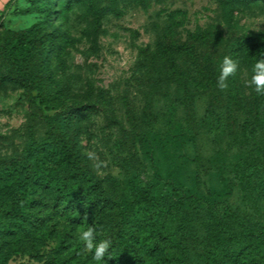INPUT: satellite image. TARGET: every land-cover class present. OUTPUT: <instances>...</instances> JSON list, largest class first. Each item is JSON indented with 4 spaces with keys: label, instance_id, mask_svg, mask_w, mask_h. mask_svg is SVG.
<instances>
[{
    "label": "rangeland",
    "instance_id": "1",
    "mask_svg": "<svg viewBox=\"0 0 264 264\" xmlns=\"http://www.w3.org/2000/svg\"><path fill=\"white\" fill-rule=\"evenodd\" d=\"M64 1L52 0L50 21L45 0H0L2 41L40 22L42 35L58 34L61 42L52 52L49 67L41 64L39 52L32 59V69L45 90L43 101L30 100L37 95L36 89L7 78L8 66L0 57V167L21 155L31 131L43 140L53 125L73 145L94 154L92 166L102 164L99 170L93 168L112 194L119 195L131 181L149 182L159 170L169 179L174 177L181 196L194 194L201 202L215 198L246 209L231 165L251 142V135L246 137L243 131L252 91L245 81L251 79L252 68L261 57L255 51L262 48V42L258 37L251 54L242 42L247 36L264 35V31L254 30L264 29V0L237 10L232 25L223 20L222 0H148L147 4L120 0L117 8L112 0L76 1L70 6ZM90 4L110 11L96 19ZM208 28L213 31L209 41L193 38L197 31ZM161 40L192 41L196 48L191 53L174 52L178 68L173 70L159 52ZM205 50L221 64L225 56L238 61V71L228 78L227 90H217L201 74ZM172 100L176 103L169 126L165 114ZM190 101L196 116L194 135L188 123ZM90 103L95 104L94 109L69 117L71 109ZM108 108L129 129L134 120L150 111L159 118L162 136L155 145H142L132 136L123 140L118 129L106 122ZM168 129L173 131V140L163 133ZM256 132L252 134H258L264 144V126ZM174 153L179 155L178 161ZM51 205L40 214L52 218L38 223L33 234L0 237L4 264H82L71 257L76 253L92 259L79 240V233L89 225H97V241L109 239V228L116 221L111 215L105 214L103 223H78L74 214ZM62 239L64 247L60 246ZM191 240L190 252L200 263L203 246L198 227Z\"/></svg>",
    "mask_w": 264,
    "mask_h": 264
},
{
    "label": "trees",
    "instance_id": "2",
    "mask_svg": "<svg viewBox=\"0 0 264 264\" xmlns=\"http://www.w3.org/2000/svg\"><path fill=\"white\" fill-rule=\"evenodd\" d=\"M76 1L84 0H65L64 3L70 6ZM119 1L112 0V4L117 8ZM136 1L147 4L148 0ZM256 1L222 0L223 20L232 25L236 11L251 7ZM45 6L46 19L53 21L54 2L45 0ZM89 8L96 19L110 11L95 4H90ZM41 30V23L36 22L16 31L7 42L1 40L0 33V57L7 63V78L20 86L36 89L37 95L30 96L35 102L44 100L45 90L32 69L34 54L39 52L41 64L49 67L52 52L61 46L58 34L42 35ZM212 35L213 31L208 28L197 31L193 38L209 41ZM258 37L262 48L254 51L262 57L264 35L247 36L242 46L251 54L252 48L258 45ZM195 48L192 41L161 40L158 43L159 52L168 58V66L173 70L178 68L174 52L191 53ZM220 65L211 51L202 53L201 74L217 90ZM251 90V98L246 103L249 119L243 125L244 135H251V142L246 143L242 154L231 165L246 209L231 207L215 198L201 202L194 194L181 196L174 177L169 179L159 170L149 182L131 181L119 195L112 194L95 172L88 153L51 125L43 140L36 139L31 131L21 155L0 167V237L33 234L38 223H48L47 217L52 218L40 214L52 203L54 209L74 214L78 223H103L105 214L116 219L109 228L112 246L106 253V264H264V144L259 142L258 134H252L264 126V95H258L254 87ZM175 103L170 101L165 114V123L169 126ZM94 108L93 103L76 107L70 110L69 117L73 119ZM144 114L142 119L134 120L129 129L114 109H105L107 124L116 127L123 140L132 136L142 145H155L162 136L157 126L159 118L150 111ZM188 123L194 135L196 116L191 101ZM163 133L168 140H173L171 129ZM178 157L174 153L176 161ZM197 227L202 233L200 263L195 262L190 252L191 235ZM64 240L61 247L65 246ZM71 258L86 264V260H92L90 256L82 259L76 253ZM2 259L1 264H4ZM65 262L59 261V264Z\"/></svg>",
    "mask_w": 264,
    "mask_h": 264
},
{
    "label": "clouds",
    "instance_id": "3",
    "mask_svg": "<svg viewBox=\"0 0 264 264\" xmlns=\"http://www.w3.org/2000/svg\"><path fill=\"white\" fill-rule=\"evenodd\" d=\"M257 32L264 31L260 27L254 29ZM239 68V63L233 60L229 56L223 58L222 64L220 65L219 75L217 77V87L221 91H225L228 88V78L235 76ZM252 76L250 80L245 81L247 87H254L255 92L258 95H264V56L258 58L252 68ZM89 159L94 158V154L90 153ZM101 163H95L94 168L99 170ZM23 202H21L22 204ZM79 240L83 243V252L91 253L92 259L96 261L105 262L106 253L109 252L112 241L110 239H103L97 241V230L94 226L89 225L86 230L79 233ZM111 258V256H108Z\"/></svg>",
    "mask_w": 264,
    "mask_h": 264
}]
</instances>
